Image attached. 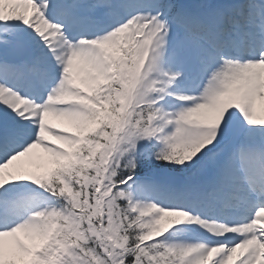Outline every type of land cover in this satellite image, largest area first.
I'll list each match as a JSON object with an SVG mask.
<instances>
[{"label":"snow or ice","instance_id":"1","mask_svg":"<svg viewBox=\"0 0 264 264\" xmlns=\"http://www.w3.org/2000/svg\"><path fill=\"white\" fill-rule=\"evenodd\" d=\"M0 264H264V0H0Z\"/></svg>","mask_w":264,"mask_h":264},{"label":"rangeland","instance_id":"2","mask_svg":"<svg viewBox=\"0 0 264 264\" xmlns=\"http://www.w3.org/2000/svg\"><path fill=\"white\" fill-rule=\"evenodd\" d=\"M37 152H38V150H37Z\"/></svg>","mask_w":264,"mask_h":264}]
</instances>
